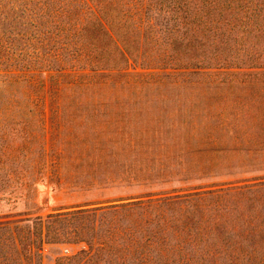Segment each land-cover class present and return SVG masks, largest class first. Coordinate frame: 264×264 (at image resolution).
Listing matches in <instances>:
<instances>
[{
	"label": "rangeland",
	"instance_id": "obj_1",
	"mask_svg": "<svg viewBox=\"0 0 264 264\" xmlns=\"http://www.w3.org/2000/svg\"><path fill=\"white\" fill-rule=\"evenodd\" d=\"M142 9L137 3L140 14ZM0 31L7 40L5 19ZM230 66L134 67L127 72L146 83L136 86L132 98L125 91L98 90L91 82L102 78L78 68L15 71L25 77L11 85L6 83L14 78L0 70V129H8L6 124L22 113L21 119L31 124L25 131H33L35 146L44 149H29L28 163L19 168L0 161V224L5 226L0 229V264H131L119 260L111 247L91 256L85 242L95 249L100 237L93 238L91 221L80 229L72 221L54 222L52 216L144 195L264 182V71L226 70ZM162 127L167 133L159 132ZM157 133L160 142L154 139L157 155L149 168L137 164L135 152L117 150L127 147L129 139L153 140Z\"/></svg>",
	"mask_w": 264,
	"mask_h": 264
},
{
	"label": "trees",
	"instance_id": "obj_2",
	"mask_svg": "<svg viewBox=\"0 0 264 264\" xmlns=\"http://www.w3.org/2000/svg\"><path fill=\"white\" fill-rule=\"evenodd\" d=\"M137 3L143 6L141 14ZM4 19L7 40L0 31V49L6 57L0 59V70L15 79L8 85L23 76L15 71L78 68L102 78L91 82L98 90L125 91L132 98L136 86L146 83L127 72L134 67L210 70L224 69L229 62L226 70L264 71V0H0V21ZM15 118L8 129H0V161L19 168L28 163L29 149L41 148L35 146L38 136L25 131L31 124L21 119L22 113ZM159 132L167 133L163 127ZM159 136L129 139L127 147L117 150L135 152L137 164L149 168ZM128 162L136 166V161ZM263 213L261 182L144 195L52 220L72 221L80 229L91 221L93 238L100 236L95 249L85 242L91 256L111 247L119 260L131 264H247L264 261Z\"/></svg>",
	"mask_w": 264,
	"mask_h": 264
}]
</instances>
